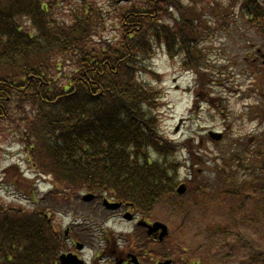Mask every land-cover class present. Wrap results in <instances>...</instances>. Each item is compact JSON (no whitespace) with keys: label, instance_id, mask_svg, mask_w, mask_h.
Returning a JSON list of instances; mask_svg holds the SVG:
<instances>
[{"label":"trees","instance_id":"trees-1","mask_svg":"<svg viewBox=\"0 0 264 264\" xmlns=\"http://www.w3.org/2000/svg\"><path fill=\"white\" fill-rule=\"evenodd\" d=\"M238 1L239 15L202 0H0V139L20 145L34 176L15 164L0 170V189L28 205L0 201V264L51 263L63 238L45 214L83 191H111L149 212L176 198L177 152L199 144L178 145L162 134L163 92L146 77H159L151 64L161 49L194 73L198 92L221 85L202 73L214 49L207 43L228 37L264 48V0ZM244 27L259 40L244 37ZM248 49L232 64L246 77L258 76L264 65ZM212 66L226 74L223 65ZM259 89L260 80L248 89L256 102L239 117L253 120L256 113L264 120ZM202 165L189 181L186 216L216 240L228 230L207 225L209 213L240 212L264 237V131L234 139ZM43 176L52 188L47 201L36 193ZM248 203L252 213L243 214ZM230 245L246 255L240 264H264V249L239 237Z\"/></svg>","mask_w":264,"mask_h":264},{"label":"rangeland","instance_id":"rangeland-1","mask_svg":"<svg viewBox=\"0 0 264 264\" xmlns=\"http://www.w3.org/2000/svg\"><path fill=\"white\" fill-rule=\"evenodd\" d=\"M229 2L230 0L203 1L208 6L215 3L220 4L229 12L236 14L240 3L232 0L233 6H229ZM247 28L249 27L247 26ZM241 33L247 39L259 40L256 34L247 31L245 27ZM242 41H235L231 44L228 37H222L217 40L214 39L212 44L207 43L209 47L214 49H211L212 52L208 56V72L202 71H204L207 79H211L214 82L222 80V84L215 85L211 83L207 89L201 92H198L199 89L196 86L194 73L192 74L185 70L180 57H170L165 51L159 49L152 60V68L159 74V77L147 76L146 79L153 85L160 87L163 92L162 105L159 112L162 134L178 145L186 141L191 145L199 144V147L193 148V150L180 146V150L177 152L178 162L181 163L178 176L185 183L188 177L192 176L193 171H201L203 161L209 162L214 159L219 148L223 146L229 147V144L234 139L241 138L242 142H244V138L250 140L254 135L264 131V120L262 118L254 119L256 118V113L253 116V120L239 117V113L245 111L248 105L256 102L254 92H250L248 89H251L253 84L259 80L260 83L262 81L264 83V72L258 76L246 77L240 72L238 65L232 64V60L235 57H237L238 62H241L245 57L244 55H247L242 50L243 46L246 45H242ZM256 42L258 43V41ZM229 47L231 48L229 49ZM249 53H254V51H249ZM212 65H223L226 68L224 71L226 74H216L217 71L215 73ZM258 91L259 94L263 95V90L259 89ZM209 130L222 132L221 141L211 139L208 136ZM192 152L195 153L193 160L188 156ZM195 161H199V163L193 164ZM11 164L19 165L26 177L33 176L30 166L26 162V155L20 145L14 143L8 137L5 139L1 138L0 170ZM37 186H39L41 193L46 191L48 187L44 182L37 183ZM14 198L16 196L13 190L5 191L2 188L0 189V201L2 203H18L13 200ZM189 198H193L189 193L180 198H173V202L176 201L181 205V207L173 211L168 209V202H163L153 209L152 215L148 214L153 219L157 218L167 223L171 233L167 242L168 246L176 249L184 247L186 252L188 250L193 253V257L196 260L197 256L194 253V249L204 243V248L200 253L201 264H240L244 255L230 245L231 241L236 237L247 241L254 248L264 249V237H260L258 233L254 232L248 221H246V216L244 218L240 212H237L230 217L226 214H221L217 208H214L209 213L206 218V224H214L215 228L221 225L222 228L228 230L227 237H219L216 240L214 239L213 243L207 244V234L204 235L202 232L205 224L202 222L197 224L186 216ZM25 203L26 201H23L22 205H25ZM26 206H28L27 203ZM53 207L57 208V206ZM249 208L251 209L250 203L246 204L243 214H245V209L246 213L250 212ZM64 211H66V208L62 207L58 212ZM74 212L75 214L63 213L64 217L58 215L57 223L61 225L60 228L64 227L72 216L80 220L87 217L85 214L88 212V207L79 205ZM92 220L94 219L90 218L88 221ZM101 220L96 219L94 221H97L98 224ZM124 227L116 224L118 229H124ZM127 229L130 230V227H127Z\"/></svg>","mask_w":264,"mask_h":264},{"label":"flooded vegetation","instance_id":"flooded-vegetation-1","mask_svg":"<svg viewBox=\"0 0 264 264\" xmlns=\"http://www.w3.org/2000/svg\"><path fill=\"white\" fill-rule=\"evenodd\" d=\"M95 207L92 219H102L98 224L94 220L78 221L74 218L66 226V253L76 255L80 260L70 264H162L165 261V264H196L191 256L183 255L186 253L183 248L168 246V236L160 240L159 231L148 234V225L153 221L146 213L139 215L134 208L122 203L111 214H104L97 210L98 206ZM127 212L131 216L125 214ZM116 224L125 227L118 229ZM50 264L61 262L57 257Z\"/></svg>","mask_w":264,"mask_h":264},{"label":"water","instance_id":"water-1","mask_svg":"<svg viewBox=\"0 0 264 264\" xmlns=\"http://www.w3.org/2000/svg\"><path fill=\"white\" fill-rule=\"evenodd\" d=\"M209 135H210V137H212L215 140H219L222 137L221 133L212 132V131L209 132ZM184 191H185V185H183V184L179 185L178 188H177V192L183 193ZM90 197L91 196L88 195V196H85L84 198L88 199ZM158 228H162L163 229L162 235H164L167 232V227L164 224H162V223H158L157 222V223L153 224V226H151V229H158ZM61 259L62 260H67L68 257L67 256H62Z\"/></svg>","mask_w":264,"mask_h":264}]
</instances>
